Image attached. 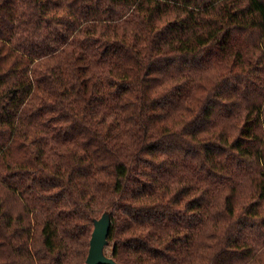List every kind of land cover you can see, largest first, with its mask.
Masks as SVG:
<instances>
[{
	"label": "trees",
	"instance_id": "1",
	"mask_svg": "<svg viewBox=\"0 0 264 264\" xmlns=\"http://www.w3.org/2000/svg\"><path fill=\"white\" fill-rule=\"evenodd\" d=\"M264 264V0H0V264Z\"/></svg>",
	"mask_w": 264,
	"mask_h": 264
},
{
	"label": "water",
	"instance_id": "2",
	"mask_svg": "<svg viewBox=\"0 0 264 264\" xmlns=\"http://www.w3.org/2000/svg\"><path fill=\"white\" fill-rule=\"evenodd\" d=\"M111 227V216L105 212L94 221V229L90 240L87 264H117L114 259L105 253L108 245V236Z\"/></svg>",
	"mask_w": 264,
	"mask_h": 264
},
{
	"label": "rangeland",
	"instance_id": "3",
	"mask_svg": "<svg viewBox=\"0 0 264 264\" xmlns=\"http://www.w3.org/2000/svg\"><path fill=\"white\" fill-rule=\"evenodd\" d=\"M107 253H108V255L111 254V249L110 248H108Z\"/></svg>",
	"mask_w": 264,
	"mask_h": 264
}]
</instances>
